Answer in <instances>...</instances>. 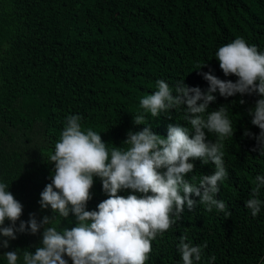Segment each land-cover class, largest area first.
I'll list each match as a JSON object with an SVG mask.
<instances>
[{
  "label": "trees",
  "instance_id": "1",
  "mask_svg": "<svg viewBox=\"0 0 264 264\" xmlns=\"http://www.w3.org/2000/svg\"><path fill=\"white\" fill-rule=\"evenodd\" d=\"M237 37L264 52V0H0V183L23 206L16 226L30 214L37 221L56 215L39 201L51 183L49 157L66 117L79 115L82 130L101 134L109 149L128 148L122 144L127 133L147 125L165 138L169 124L191 131L182 107L153 117L140 108V99L158 90V80L173 92L181 81L206 91L202 73L210 69L221 80L235 82L237 77L224 76L215 53ZM214 95L208 112L227 105L234 132L222 141L228 176L218 182L215 197L231 215L214 207L209 212L199 203L191 211L185 207L177 222L151 242L145 264H183L177 247L181 236L202 247L201 261L194 264H264V205L255 218L245 207L255 177L264 175V156L244 135L246 129L259 134L248 110L260 97ZM135 115L145 116L141 126L133 124ZM206 136V142H215V134ZM189 162L194 164L186 176L191 183L214 171L211 163ZM118 194L140 195L130 189ZM91 196L89 211L107 199L98 177ZM258 198L264 201V187ZM9 224L6 220L4 226ZM75 225L70 213L48 226L60 231ZM42 232L17 233L8 248L0 247V264H7L5 252L18 249L22 264L23 250L34 253Z\"/></svg>",
  "mask_w": 264,
  "mask_h": 264
},
{
  "label": "clouds",
  "instance_id": "2",
  "mask_svg": "<svg viewBox=\"0 0 264 264\" xmlns=\"http://www.w3.org/2000/svg\"><path fill=\"white\" fill-rule=\"evenodd\" d=\"M215 56L224 76L237 77L235 82L221 80L210 69L202 73L208 83L206 91L181 81L173 92L168 83L158 80V90L139 102L140 108L153 117L182 107L184 121L191 126V131L178 123L169 124L165 138L147 125L140 131L127 133L122 144L128 148L109 149L101 134L91 128L82 130L79 115L66 117L54 154L49 157L54 165L51 183L40 193L39 201L42 209L50 207L56 215L37 221L30 214L29 220L20 221L17 227L23 206L8 186L0 183V237L5 238L0 240V247L8 248L9 241L17 239V233L36 235L43 229L41 245L34 253L23 250L22 264H68L65 256L72 264H145L152 251L151 242L177 222L185 207L191 211L199 203L209 212L214 207L230 216L225 202L215 197L220 191L218 182L228 176L222 141L234 136L232 121L227 105L211 112L208 108L216 100L217 92L225 99L237 94L259 96L254 107L248 110L251 124L260 130L259 134L246 129L244 135L256 141L253 151L259 150L264 156V52L237 37L219 47ZM144 121V115L133 116L136 126ZM206 132L215 134V142H206ZM197 159L204 165H214V171L211 175H202L195 184L186 176L194 171V164L189 161ZM94 177L100 178L107 199L96 210L89 211L86 208L92 199ZM255 183L250 198L245 201L254 218L264 205L258 198L264 187V175H257ZM129 189L140 195L118 194ZM70 213L76 218L74 227L58 231L48 226L57 217L67 219ZM6 220L9 226H4ZM186 240V236H181L177 245L183 264L201 261L202 247ZM4 256L7 264H21L19 249L5 252ZM215 259L210 257V261Z\"/></svg>",
  "mask_w": 264,
  "mask_h": 264
}]
</instances>
